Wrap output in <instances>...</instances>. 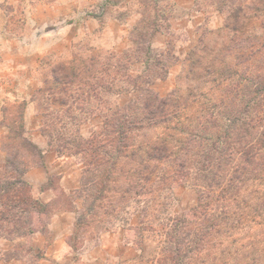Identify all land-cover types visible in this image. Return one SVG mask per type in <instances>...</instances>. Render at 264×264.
Wrapping results in <instances>:
<instances>
[{
  "label": "rangeland",
  "instance_id": "rangeland-1",
  "mask_svg": "<svg viewBox=\"0 0 264 264\" xmlns=\"http://www.w3.org/2000/svg\"><path fill=\"white\" fill-rule=\"evenodd\" d=\"M92 55L131 62L129 73L142 75L162 96L178 91L181 102L192 91L200 99L195 117L202 107H225L222 99L233 100L231 110L236 99L244 105L242 99L251 96V80L264 76V0H0V162L7 160L9 137L22 114L25 135L43 152L29 158L25 179L48 205L35 233L0 231V264H201L170 254L166 235L175 216H189L197 205L193 180L162 190L147 186L125 204L112 197L108 213H88L79 227L89 207L79 189L90 180H83L81 158L60 155L44 133L42 91L51 65ZM191 60L202 63L191 71ZM226 67L235 75L219 85L216 79L229 76ZM124 96L121 103L137 107L130 100L134 93ZM101 121L86 120L82 132ZM252 227L253 235H264V224Z\"/></svg>",
  "mask_w": 264,
  "mask_h": 264
},
{
  "label": "trees",
  "instance_id": "trees-1",
  "mask_svg": "<svg viewBox=\"0 0 264 264\" xmlns=\"http://www.w3.org/2000/svg\"><path fill=\"white\" fill-rule=\"evenodd\" d=\"M99 57L51 65L42 91L44 133L60 155L81 158L83 180H90L79 189L89 203L79 227L97 209L108 213L112 197L125 204L147 186L162 190L180 179L193 180L197 205L191 215L174 217L166 234L169 253L201 264L210 257L213 264H264V235L252 234L254 223L264 224V76L251 80L244 105L234 101L239 108L230 110L233 100L222 99L225 107H202L195 117L193 107L200 99L192 91L188 98L181 95V102L178 91L175 97L162 96L145 85L142 75L129 73L131 62ZM191 63L192 71L202 61ZM226 70L228 77L215 80L219 85L235 75ZM125 82L131 85L120 88ZM131 93L134 109L121 103ZM54 102L59 110L52 109ZM21 115L22 124L9 137L7 160L0 162V231L33 234L48 205L34 197L25 174L29 158L43 157V152L25 135ZM93 116L101 118V125L85 135L81 124Z\"/></svg>",
  "mask_w": 264,
  "mask_h": 264
}]
</instances>
